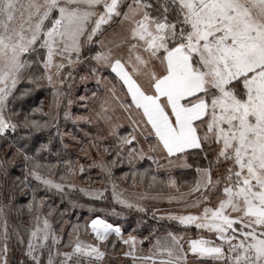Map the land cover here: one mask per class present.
Segmentation results:
<instances>
[{
    "label": "snow or ice",
    "instance_id": "obj_1",
    "mask_svg": "<svg viewBox=\"0 0 264 264\" xmlns=\"http://www.w3.org/2000/svg\"><path fill=\"white\" fill-rule=\"evenodd\" d=\"M106 69L115 74L112 79L100 75ZM74 74L101 84L108 93L102 109L106 113L112 105L126 112L132 132L119 135L118 125H110L115 145L95 137L82 151L87 157L95 150L99 158L87 166L70 159L43 163L51 141L33 150L29 140L57 116L44 113L51 119L41 121L31 118L40 109L24 113L10 105L42 82L58 105ZM104 119L111 121L106 114ZM138 137L151 141L147 152ZM0 140V264H11L10 241L14 236L24 245L25 234L17 264H104L109 245L114 252L117 244L127 246L121 255L131 264H264V0H0ZM123 153L129 164L147 156L158 168L165 167L161 158L168 168L177 162L191 167L189 158L206 162L196 166L186 191L171 175H153L149 185L175 190L151 198L184 209L166 218L194 225L196 237L165 229L141 256L136 236L125 238L119 224L97 215L86 225L95 241L81 240L80 225L72 224L63 245L68 250H61L63 225L58 235L48 219L51 211L41 212L46 197L37 198L38 187L63 193L76 187L69 177L97 167L112 183L114 200L145 212L139 202L118 195L112 182ZM17 162L21 174L13 175ZM57 167L63 182L50 178ZM29 187L32 222L10 232L5 208L13 193ZM79 190L102 199L105 189Z\"/></svg>",
    "mask_w": 264,
    "mask_h": 264
},
{
    "label": "trees",
    "instance_id": "obj_2",
    "mask_svg": "<svg viewBox=\"0 0 264 264\" xmlns=\"http://www.w3.org/2000/svg\"><path fill=\"white\" fill-rule=\"evenodd\" d=\"M82 71V70H81ZM106 75L108 72H104ZM27 84H21L19 87H28ZM67 90V89H66ZM94 90L97 93V96L99 94V88H94ZM101 91V90H100ZM77 94V93H76ZM78 95V94H77ZM63 98V97H62ZM68 99V96L65 99L64 102L62 100L59 101V104L56 105V107H53L54 101H56V98H54V94L52 91V88L48 85H42L39 88H33L32 91L25 97L19 100H15L11 103L10 107H14L24 113H32L33 109H40V111H37L31 115V118L37 119V120H50V116L43 115L44 113H51L52 115H56L57 119L55 121H51L50 126L47 129H44L40 132H36L33 134V137L29 140V146L34 150L36 146H38L40 143H48L49 140L50 143V150L43 152L42 155V162L43 163H53L54 165L57 163L58 159H70L72 161H78L81 164L87 165V157L82 156L81 149L77 148L75 150H68L63 148V142L64 137L61 134V128L64 127L66 131H70L72 133H77V127L78 125L81 127H88L89 125L85 122H77L76 120H73L72 117H65L63 115L65 111V107H63V104L65 103V100ZM96 99V98H95ZM94 99L91 97L89 98V101H93ZM83 103V102H82ZM81 103V104H82ZM84 103H87V101H84ZM87 105V104H85ZM85 107H78L73 106L71 113H77L82 110H84ZM54 108V109H53ZM86 110V109H85ZM76 136H78L76 134ZM2 142V140H0ZM111 148H109V151L111 152ZM111 157H106V159H109ZM148 159H144L140 164L137 166H130L128 163L124 161L123 163H120L117 161V163L112 168V180L116 184L123 185V187L128 191H136L139 190L143 193H163L169 191V187H166L165 185H161L158 182L155 184H151V177L153 175L157 176L159 179H165V174L158 173L155 169V165L153 162ZM188 164L191 165V167L181 168L177 169L173 172V177L176 179L178 186H185L187 183H192V177L195 174V168L197 165L204 166L206 162H200L198 160H193L192 158L188 159ZM117 165V166H116ZM19 162L16 163L14 169H13V175H20L21 169ZM148 170L145 172V170ZM62 168H53L52 169V175L50 178H52L54 181L57 182H63L60 179ZM144 173L143 177L140 175H137L135 178L131 175L132 173ZM125 173H127V177H125ZM102 178L106 179L105 174L102 172L100 173ZM69 180L73 183H77L79 185L86 186L87 180H85L84 173L76 174L75 176L69 177ZM83 181H86L83 182ZM193 181V180H192ZM37 182L35 180L32 181V185L35 186ZM141 186V188L136 189V186ZM22 187V186H21ZM81 186H76L74 189H68L65 188L64 192L61 193L59 191H56V189H47L43 185H40L38 187L37 191V198L46 197L45 203L41 209V212L44 214H47L49 211H51V216L48 217V219L51 221L53 228L56 230L58 235H61L60 233V226L63 225L64 232L62 233V243H61V250H64L63 245L67 243L68 241V231L71 228L72 224H79L80 229V237H90L89 228H86L87 220L90 219L91 214L88 213L89 207L91 208H103L104 210L108 209V206L114 205V206H121L113 201L109 200H91L86 195H84L79 189ZM184 187H180V190H183ZM14 199L10 206L5 208V212L7 214L8 218V224H9V231L12 232L13 229H16L18 227H28L31 224V215L29 213V210L27 208L28 202L32 199V190L31 187L26 188L23 190V192L17 191L13 193ZM5 204L8 202L5 200ZM129 212V210H128ZM134 211H132L133 213ZM144 214V213H143ZM112 214L109 213V218H112ZM134 217H127L126 222H128V225L131 227H136V222L133 219ZM154 220H158L162 225H166L167 227L175 226V221L168 223V220L165 219H158L157 216L152 217ZM67 222V223H66ZM145 227L143 226L140 228L141 231L145 232ZM176 230H179V228H176ZM142 233V234H145ZM148 234V233H146ZM145 234V235H146ZM151 236L150 239L145 240L144 242H148L152 239ZM27 244V236L25 234L24 238V245L19 244L15 237L13 236L10 241V250L11 251V258L9 259L11 264H17L18 260L22 259L21 250L23 247H25ZM16 249V250H15ZM45 259V257H44Z\"/></svg>",
    "mask_w": 264,
    "mask_h": 264
},
{
    "label": "rangeland",
    "instance_id": "obj_3",
    "mask_svg": "<svg viewBox=\"0 0 264 264\" xmlns=\"http://www.w3.org/2000/svg\"><path fill=\"white\" fill-rule=\"evenodd\" d=\"M108 72V74L106 75V73L104 72ZM100 75H103L104 77H108L109 79H112V77L115 76L114 73H111L110 69H106L104 70L102 73H100ZM115 82V81H113ZM42 85H47L46 82H42ZM99 88V94L97 96L96 99H94L93 101H89V98L92 97V93L96 92L94 90V88ZM67 89V90H66ZM101 90V91H100ZM117 91L118 94L123 96V91L120 90L119 84H117ZM61 92L67 93L68 95V99L72 100L71 104H68V99L65 100V103L63 104V107H65V111L63 113V115L65 116V112H67L69 115L68 117H72L73 120H76L77 122H85L87 123L89 126L88 127H81L78 125L77 127V133H72L70 131H66V129L64 127L61 128V134L64 137V142H63V148L68 149V150H75L77 148L81 149L82 152V156L84 157V151H87L89 148V145L92 143H95L94 138L95 137H103L105 142L108 145H115L116 143V136L111 134V130H110V125H118V127L116 128V133H118L119 135H126L127 133L132 132L133 126L130 123V120L128 119V114L124 111H122L121 109H119L118 107H114L112 105H106L105 107L107 108V112L105 113V111L102 109L101 107V103L102 100L108 95L107 91L105 90V88L101 85V84H97V81L94 78H89L87 80H81L79 78L78 74H74V77L71 81L66 82L65 86L61 89ZM78 95H77V94ZM66 96V98H67ZM63 97V98H62ZM56 98V97H54ZM65 96H61L59 97V101L62 100L64 102ZM84 101H87V103H84ZM83 102V103H82ZM82 103V104H81ZM87 104V105H85ZM57 105V98L56 101H54L53 107H56ZM80 106V107H85L87 106L84 110L75 113H71V110L73 108V106ZM54 109V108H53ZM105 114L107 116L111 117V121H106L104 119ZM82 117H86L87 119H81ZM76 134L78 136H76ZM74 137V139H73ZM140 139V146H142L145 151L147 152V146L148 143H150L151 141H145L142 137H138ZM67 146V147H65ZM111 148V147H110ZM101 155H103V150L101 149ZM125 159V164L126 162L128 163V165L130 166H137L138 164H140L144 159H148L147 156H145L144 159H137V160H133L131 164H129L128 159H127V153H123ZM156 155H161L159 153H157ZM86 157V156H85ZM99 157L97 156V153L95 150H92L89 154V156H87V165L88 164H92L93 160L98 159ZM106 159V157H105ZM150 160V159H148ZM152 161V160H151ZM150 161V162H151ZM119 162V161H118ZM153 162V161H152ZM47 163V162H46ZM160 164L165 165L164 168H158L156 163H153L155 165V169L158 173H163L165 174V180L168 178L169 175L173 176V172L177 169H181V168H186V167H182L179 166V162H177L176 166H173L171 168L167 167V161L163 158L160 159L159 161ZM188 163V160H187ZM53 164V163H50ZM124 164V162H123ZM54 165V164H53ZM86 165V166H87ZM117 166V165H116ZM58 168V167H57ZM20 169H22V166H20ZM78 174H80L79 172H77ZM101 170L97 167H93L91 170H88L86 167V171L84 172L85 175V180H87V184L86 186L83 185H79L75 182H73L76 186H81L84 188H102L105 189L104 193H103V198L102 199H98L95 196L92 195H86L85 193H83L84 195H86L89 199L91 200H109V201H113L114 203L121 205L120 203H118L116 200L113 199V189H112V183L107 182V180L105 178H102L101 176ZM196 173L194 174V176L192 177V180L195 179ZM112 179V178H111ZM191 180V182H193ZM33 181V180H32ZM55 182H57L55 180ZM86 183V181H83ZM112 182H114L112 180ZM115 183V182H114ZM116 184V183H115ZM117 185V194L122 196L125 199H129L132 200L134 203L135 202H139L143 207L146 208L145 212H140L138 211L135 207L129 208L126 207L124 205L121 206H114V205H109L108 209L104 210L103 208H91L88 206L89 211L88 213L91 214L90 219L87 220V224H90V220L95 218L97 215H99L101 218L106 219L109 223H113V224H119L122 228V232L125 238H127V236L129 234L134 235L137 237V249H143V251H138L137 255H148L149 252V246L152 243V241L155 239L156 235H161L165 229L174 231V232H178V233H183L185 236V239H187V237L191 236L192 238L196 237L197 234V229L195 228V226H188V227H184V226H180L178 224V222L175 223V226L172 227H167L166 225H162L159 222H157L158 220H154L152 217L157 216V218L159 219V217H165L166 218V214L168 212H174V213H183L185 210L180 208L178 205H176L175 203H169L166 199H152V196H156L157 194H159L160 196H167L169 194H174L175 190L172 188H169L170 190L167 192H163V193H159V192H155V193H147L148 195L145 197L143 192L136 190V191H128L126 190L123 185L120 184H116ZM191 185V183H187L185 186H181L180 187H184L183 191H186L187 186ZM141 188V186H136V189ZM53 190L55 188H52ZM57 191V190H56ZM141 197H144L143 199H141ZM155 208L157 211L155 213H153L152 209ZM129 210V212H128ZM132 211H134L132 213ZM109 213H111L112 218H109ZM144 213V214H143ZM129 217H134L133 219L136 222V227H131L128 225V222H126V218ZM167 219V218H166ZM168 220V219H167ZM174 221H169L168 223H171ZM145 227V232L141 231L140 228ZM89 228V233H90V237H80L81 240L86 241V242H93L95 241V235L91 232L90 227ZM176 228H179V230H176ZM145 233V234H142ZM152 235V239L148 242H144L146 239V237H149L150 239V234ZM204 235H209L208 233H204ZM110 239H115L114 236L110 237ZM148 240V239H147ZM11 249V248H10ZM127 249V246L124 245H120L117 244L116 250L114 252L111 251V245H109V251L111 252V255H109L108 257L105 258L104 264H131V258H125L121 255V253L123 251H125ZM16 250V249H15ZM64 250H68V249H64ZM11 251H9V259L11 258ZM21 254V253H20ZM46 259V256H45ZM207 264H212L211 261H208Z\"/></svg>",
    "mask_w": 264,
    "mask_h": 264
}]
</instances>
